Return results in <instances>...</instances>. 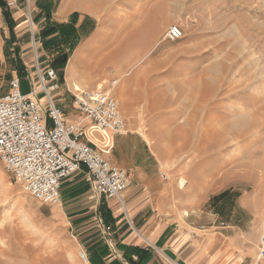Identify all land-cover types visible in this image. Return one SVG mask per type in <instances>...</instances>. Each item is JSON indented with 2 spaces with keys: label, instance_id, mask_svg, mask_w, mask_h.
I'll list each match as a JSON object with an SVG mask.
<instances>
[{
  "label": "rangeland",
  "instance_id": "obj_1",
  "mask_svg": "<svg viewBox=\"0 0 264 264\" xmlns=\"http://www.w3.org/2000/svg\"><path fill=\"white\" fill-rule=\"evenodd\" d=\"M4 1L12 23L0 8V91L18 75L27 92L36 64L28 3ZM48 1L30 0L35 38L41 66L62 79L67 114H76L67 88L110 90L127 130L144 134L159 156L179 207L194 220L215 214L246 230L248 239L260 237L264 78L254 77L251 54L264 73V0ZM66 3L78 8L76 17L52 21L53 10ZM172 24L183 28V38H166ZM71 63L76 81L69 78ZM67 228L58 204L28 193L0 160V264H88Z\"/></svg>",
  "mask_w": 264,
  "mask_h": 264
},
{
  "label": "crops",
  "instance_id": "obj_2",
  "mask_svg": "<svg viewBox=\"0 0 264 264\" xmlns=\"http://www.w3.org/2000/svg\"><path fill=\"white\" fill-rule=\"evenodd\" d=\"M65 5L53 10L52 21L67 23L76 17L78 8ZM46 20L43 11L39 25L44 26ZM13 35L16 39L17 34ZM98 35L95 31L87 41H94ZM68 71L70 80L76 81L74 63ZM83 90L78 84L67 88L69 102ZM64 91L62 88L58 93L60 104ZM120 97L129 108L130 99L123 94ZM74 111L76 114L68 116L80 120L83 116ZM96 139L108 159L126 170L129 183L120 199H107L93 192L85 167L63 179L58 209L76 247L86 251L88 264L254 263L260 237L248 239L243 234L246 230L219 222L215 214L198 221L187 215L177 205L173 185L162 177L165 171L159 156L144 134L126 128L123 134L112 137V147L101 145L99 134Z\"/></svg>",
  "mask_w": 264,
  "mask_h": 264
},
{
  "label": "built area",
  "instance_id": "obj_3",
  "mask_svg": "<svg viewBox=\"0 0 264 264\" xmlns=\"http://www.w3.org/2000/svg\"><path fill=\"white\" fill-rule=\"evenodd\" d=\"M26 1L35 72L30 74L28 92L22 91L23 79L18 75L11 78L6 92L0 91V160L28 193L44 204H59L63 179L83 167L95 194L120 199L129 183L127 172L108 159L97 144L96 134L100 135L101 145L112 147V137L126 131L121 101L102 87L85 89L71 101L73 109L83 117L73 120L68 116L58 103L62 88L58 71L41 66L30 0ZM16 3L8 2L11 7ZM183 36V28L178 24H172L166 33L172 41ZM118 83L119 79H114L111 85ZM162 177L168 179L167 173L163 172ZM79 256L88 262L86 251L80 250ZM253 264H264V229Z\"/></svg>",
  "mask_w": 264,
  "mask_h": 264
},
{
  "label": "bare ground",
  "instance_id": "obj_4",
  "mask_svg": "<svg viewBox=\"0 0 264 264\" xmlns=\"http://www.w3.org/2000/svg\"><path fill=\"white\" fill-rule=\"evenodd\" d=\"M251 58H252L253 66L256 68L255 69V73H254V77L256 78L258 76H261V77L264 78V73L259 71V65H260V60L261 59L259 57H256L255 53L251 54ZM71 70H72V68H71ZM99 87H101V86L99 85ZM241 121H242V123H245L247 121V118L245 119V117H244V118L241 119ZM187 215H188V212H187Z\"/></svg>",
  "mask_w": 264,
  "mask_h": 264
},
{
  "label": "trees",
  "instance_id": "obj_5",
  "mask_svg": "<svg viewBox=\"0 0 264 264\" xmlns=\"http://www.w3.org/2000/svg\"><path fill=\"white\" fill-rule=\"evenodd\" d=\"M0 8H3L4 9V14H5V18L8 22L12 23V19H11V14H10V10L7 8L6 6V2L4 0H0ZM67 62L66 60V56H64L63 58H60L58 60V66L60 64H62V66L65 65V63ZM22 78V77H21Z\"/></svg>",
  "mask_w": 264,
  "mask_h": 264
}]
</instances>
